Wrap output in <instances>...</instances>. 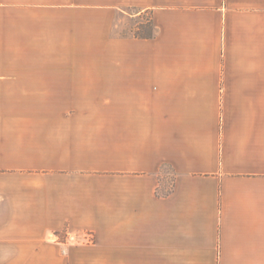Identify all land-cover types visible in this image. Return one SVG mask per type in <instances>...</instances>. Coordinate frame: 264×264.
I'll return each mask as SVG.
<instances>
[{
    "label": "crops",
    "instance_id": "0c3cea01",
    "mask_svg": "<svg viewBox=\"0 0 264 264\" xmlns=\"http://www.w3.org/2000/svg\"><path fill=\"white\" fill-rule=\"evenodd\" d=\"M0 264H264V0H0Z\"/></svg>",
    "mask_w": 264,
    "mask_h": 264
},
{
    "label": "rangeland",
    "instance_id": "374dc122",
    "mask_svg": "<svg viewBox=\"0 0 264 264\" xmlns=\"http://www.w3.org/2000/svg\"><path fill=\"white\" fill-rule=\"evenodd\" d=\"M128 13L124 14L121 20H114L111 34L112 36H136L145 35L150 32L151 14L148 11H143L138 14V9H128ZM132 15V16H131ZM134 15V16H133ZM104 16V15H103ZM116 18V17H115ZM94 33H97L94 31ZM99 48L95 49L96 54L91 59L77 56V62L71 66L77 71H106L114 70V63L110 65L102 64ZM62 103V102H61ZM174 173L169 167H165L161 172V191L169 189L173 184ZM86 240L93 241V235H86ZM85 240V241H86Z\"/></svg>",
    "mask_w": 264,
    "mask_h": 264
},
{
    "label": "trees",
    "instance_id": "16d2710c",
    "mask_svg": "<svg viewBox=\"0 0 264 264\" xmlns=\"http://www.w3.org/2000/svg\"><path fill=\"white\" fill-rule=\"evenodd\" d=\"M150 22H151V24H150V27H151L150 32L147 33V34H145V35H140L139 37L150 38V37H153V36H154V34H155L154 23H153L152 20H151ZM169 192H170V190L168 189V190L165 191L164 193L167 194V193H169Z\"/></svg>",
    "mask_w": 264,
    "mask_h": 264
}]
</instances>
